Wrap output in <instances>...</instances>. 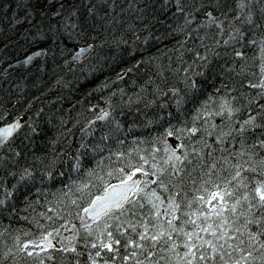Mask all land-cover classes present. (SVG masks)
Returning a JSON list of instances; mask_svg holds the SVG:
<instances>
[{
  "label": "snow or ice",
  "instance_id": "1",
  "mask_svg": "<svg viewBox=\"0 0 264 264\" xmlns=\"http://www.w3.org/2000/svg\"><path fill=\"white\" fill-rule=\"evenodd\" d=\"M16 7L24 11L23 21L14 13L17 24L64 22L78 48L64 62L69 72L76 71L75 62L84 72L87 61V78L126 53L140 58L117 79L142 76L132 81L131 94L123 88L109 92L106 107L86 124L76 119L68 127L58 117V137L50 143L63 139V152L38 155L40 121L9 119L8 109L0 111V214L39 230L38 236L16 230L12 245L0 251V264H82V258L83 264H264V0H235L234 6L231 0H129L126 7L118 0H27ZM81 7L87 10L83 24ZM250 46L258 49L251 62L244 52ZM108 89L107 81L99 86ZM154 108L156 118L145 127L166 126L153 141L175 136L180 142L173 148L164 139L163 166L155 147L146 155L139 142L129 150L108 143H125L119 118L125 111ZM97 120L109 126L99 137ZM40 197L53 215L36 212ZM29 210L35 213L31 220L20 214ZM56 221L63 223L57 227ZM61 229L72 234L60 237Z\"/></svg>",
  "mask_w": 264,
  "mask_h": 264
},
{
  "label": "trees",
  "instance_id": "2",
  "mask_svg": "<svg viewBox=\"0 0 264 264\" xmlns=\"http://www.w3.org/2000/svg\"><path fill=\"white\" fill-rule=\"evenodd\" d=\"M16 0H0V19H3V14L6 11L7 3L14 4ZM94 2V0H93ZM119 3L123 7L127 6L129 0H118ZM233 6L235 4V0H231ZM83 3H88V0H84ZM24 14V12H23ZM87 15V10L84 7H81L79 16V23L83 24L85 17ZM76 19L75 17L72 19ZM71 20V21H72ZM23 21V20H22ZM71 21L67 23L69 25ZM47 22L49 26H53L57 24V20L53 19L52 21L45 20L43 23ZM97 23H99L97 21ZM29 22H22L18 25H29ZM34 25H42L41 21H37L35 23L32 22ZM60 24H64L61 22ZM159 28V26H157ZM212 31H215L213 29ZM93 35H96L93 32ZM226 38V37H225ZM62 45V42L57 41L55 42V47L58 49L59 46ZM159 48H163L164 45H158ZM157 51V47L151 48V52ZM246 56L250 58L255 57L258 55V49L254 46H250L244 49ZM149 53V52H148ZM125 53H122V55ZM256 63L258 64L259 61L257 60ZM84 64V72H81L80 67L81 63L79 64H72V67L76 69L75 72H69L66 69H55L52 74H45V72H37V70H30V71H19L9 77L7 81H2L0 85V111L3 109H8L11 112V116L22 115L24 113H30V117L33 119H38L41 123V127L43 132L40 136L35 138V145L34 151L38 155H46L49 153L55 152H63L66 150V144L63 139L60 140L57 144H52L50 141L56 140L58 137L57 126L59 124L58 117L63 116L66 120H68V127H71L72 123L75 122L76 119L81 121V125L86 124L87 121L96 115L100 108L106 107L104 104V98L109 95L110 91L101 92L99 90V86L104 82V79L110 78V76L116 75V72L110 70L107 62H105V66L96 71L92 75H88L85 78L86 72H88L87 62H83ZM255 70V69H254ZM142 73L137 74L133 73L129 76H126L123 81H121L117 87V89H112V91H118L119 89L123 88L129 94L133 91L132 81L134 79H138L141 77ZM107 77V78H106ZM57 80L61 81V84H57ZM67 83L68 86H64ZM96 90L93 92V90ZM206 89L208 92H212V85L209 83L206 85ZM89 93H93L90 97L88 96ZM39 97V99H37ZM119 97L114 98V100H118ZM167 99V98H165ZM77 101H82L83 103H77ZM99 102V107L95 111H87L91 105H95ZM31 105V107H29ZM68 105L71 107L74 106L72 110L68 108ZM142 107V105H141ZM44 108V112L41 114L40 117H35L34 113L39 109ZM174 112V109H168ZM155 113L156 109L148 110L147 112H127L121 117V123L123 125V132L120 134L121 138L125 140V143L121 145H117L114 140H109L108 143L110 146L115 150L117 148L122 147L124 150H129L137 146V142H139V149L143 152L144 149H147L148 152L144 154H149L152 152L153 148L159 149L156 152V162L160 163L163 166V160L165 158V154L163 151L164 148V139H156L153 141V138L162 137L164 132V127L166 126L164 122L154 123L152 126L145 127V123L147 120H155ZM164 115V112L160 113ZM27 115V114H25ZM52 118L51 124L47 123L46 121L48 118ZM71 117V119H69ZM172 123H177L176 120H173ZM216 123H220V119L216 118ZM96 129L94 136L99 137L102 132H108L109 126L108 122L98 120L94 125ZM131 128L132 131L128 132L127 130ZM92 131V129H89ZM76 133L75 137H71L74 143L75 141L79 140L80 131L79 126L74 129ZM126 133V136L124 135ZM199 134H197V137ZM174 140L180 143L175 136H172ZM90 140L93 138H89ZM195 139V138H194ZM162 140V141H160ZM188 141L185 140V143ZM18 143V142H17ZM171 147L175 148L177 145L171 140V143H167ZM182 151V150H181ZM2 154V153H0ZM107 155V153H104ZM140 175V174H137ZM60 187V185H57ZM155 187V185H153ZM55 191V188L52 189ZM48 199H53L52 196L49 194ZM44 204L43 197H40V205L36 206V212H47V207L42 206ZM22 207V205H20ZM21 215H28L29 220L32 219V216L35 215L31 210L27 213H20ZM48 215H53L51 212H47ZM39 219V217H37ZM73 222L77 224L79 227V221L73 219ZM40 223L46 224L47 221L40 219ZM60 223L63 221H56L55 226H59ZM71 225H69V229ZM7 229V231H5ZM22 229L24 231H31L36 236L39 235V230L35 227L34 223H29L27 221H23L18 219L16 216H13L11 219L7 215L0 214V251H3L5 245L11 246L13 243V237L18 233L16 230ZM71 231H65L61 229L60 237L69 236L71 235ZM26 239V237H23ZM59 237L57 238V240ZM67 243V241H65ZM57 256V260H59V256L61 254L54 253ZM82 258V264H83ZM51 264V262H50Z\"/></svg>",
  "mask_w": 264,
  "mask_h": 264
},
{
  "label": "bare ground",
  "instance_id": "3",
  "mask_svg": "<svg viewBox=\"0 0 264 264\" xmlns=\"http://www.w3.org/2000/svg\"><path fill=\"white\" fill-rule=\"evenodd\" d=\"M27 0H16L14 4L7 3L11 5L10 8H6L3 14V19H0V80L7 81L9 76L19 72V71H30L37 70L43 67L45 74H52L53 71L57 69H66L64 67L65 60L71 61L72 55L78 48L75 45V41L68 37L67 33L64 31L63 24H56L55 26L60 29V31L52 32L49 31L51 26L47 22L42 23V25H34L30 23L29 25H18L16 19H14V13L16 18L23 20V8L17 9L18 4L26 3ZM81 0H77L80 3ZM84 2V0H83ZM38 20L35 21V23ZM77 22L76 19L72 20L70 24ZM68 31H74L71 27ZM60 41L62 45L55 47V42ZM51 49V51H49ZM61 49H66L63 54H61ZM45 51L47 55L45 56H34L33 54L37 51ZM53 52H55V57H53ZM156 51L152 52L155 53ZM148 52H143L142 55H149ZM29 55H33V60L31 63H24ZM139 55L135 58L128 56L126 53L122 55L121 60L116 63L107 62L109 68L113 72L122 71L124 67L135 62V59H139ZM87 62V61H83ZM80 62H75L74 64H79ZM34 72V71H30ZM107 78V77H106ZM109 84V89L107 91H112V89H117L121 80L117 79V76H110V78L104 79ZM115 82V83H113ZM2 81H0V85ZM68 108L72 110L74 108L68 105ZM104 108V107H102ZM27 114V115H25ZM99 115V111L95 116L89 120H94L96 116ZM23 118V121H28L31 116L30 113H24L22 115H17ZM17 116L9 117L13 119ZM98 121V120H97ZM166 142L171 143V140L177 145V141L171 137H166ZM162 141V140H160ZM164 141V140H163ZM115 182V181H113ZM56 243V241H54Z\"/></svg>",
  "mask_w": 264,
  "mask_h": 264
}]
</instances>
